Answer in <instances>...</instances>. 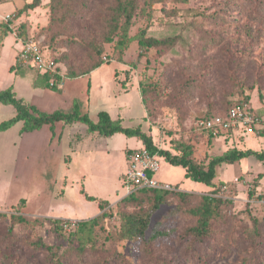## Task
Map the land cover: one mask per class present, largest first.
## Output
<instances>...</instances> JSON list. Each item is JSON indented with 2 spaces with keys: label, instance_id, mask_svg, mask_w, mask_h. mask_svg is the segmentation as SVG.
<instances>
[{
  "label": "rangeland",
  "instance_id": "1",
  "mask_svg": "<svg viewBox=\"0 0 264 264\" xmlns=\"http://www.w3.org/2000/svg\"><path fill=\"white\" fill-rule=\"evenodd\" d=\"M31 1L0 0V89L11 87L17 98L45 113L76 109L95 122L104 110L124 127H139L159 149L182 154L190 145L191 157L204 167L232 146L264 152L258 124L254 132H238L236 142H208L191 132L197 117L237 102L264 115V0H137L124 36L115 0H40L22 11ZM142 32L173 43L142 50ZM29 37L48 44L64 64L62 88H33L29 76L9 71ZM16 59L13 67H27ZM96 60L102 65L89 76L67 77L70 67L79 72ZM74 79L76 87L69 84ZM14 114L11 104L0 105V122ZM86 127L57 121L20 131L15 146L19 124L0 133V264H264V175L257 178L264 165L254 155L218 165L211 186L185 177L181 166L158 155L155 179L175 185L174 192L218 200L212 203L210 233L200 244L184 238L196 222L194 206L186 209L177 195L152 214L147 241L120 238L116 214L104 222L107 230L52 231L46 214L89 219L99 211L98 199L113 207L130 194L123 184L125 149L140 147L137 137L96 136ZM150 203V195H138L126 210L138 212ZM11 215L26 221L14 225L13 244L2 243ZM160 230L165 235L148 240ZM38 241L44 246H35Z\"/></svg>",
  "mask_w": 264,
  "mask_h": 264
},
{
  "label": "trees",
  "instance_id": "2",
  "mask_svg": "<svg viewBox=\"0 0 264 264\" xmlns=\"http://www.w3.org/2000/svg\"><path fill=\"white\" fill-rule=\"evenodd\" d=\"M118 14L123 18L122 23V35L127 31L128 26L131 23L132 17L137 7V0H115ZM159 1V0H155ZM40 4V0H32L29 3H26L23 10L26 9H34ZM13 14V13H12ZM9 22V21H8ZM9 25V23H8ZM10 27V26H9ZM110 38L108 39V41ZM41 44L46 47L51 55V57L58 63L61 67L62 61L56 55V53L46 44L44 41H41ZM173 41L168 38H157L152 36H145L143 32L140 34L138 38V45L140 49L145 50L150 47L159 48V47H169L171 46ZM64 65V64H63ZM102 65L101 61H94L90 66L86 67L85 70H81L79 72H75L70 67V71L68 72L67 77H81L86 73L89 74L94 69L100 67ZM15 65L10 66V71L15 70L17 73H24L29 76L33 82L34 86H43L44 88H52L56 89V87H51L49 85V81L51 76L46 73H41L34 67H13ZM15 68V69H14ZM26 68L31 69L33 72L25 70ZM62 69V67H61ZM65 74V73H64ZM56 78V77H55ZM124 85V83H123ZM141 100L146 110V116L148 115L147 106L145 104L144 98L142 96V92H140ZM0 104H11L15 109L14 116L10 117L7 120L0 122V131L6 130L15 124L18 121L22 122L21 132H28L35 129L40 128L41 126L48 124L53 126V124L57 121H61L64 124L73 123L76 121L82 122L87 126V131L97 133L98 135L110 136L116 132L124 133L127 136H136L145 148L149 149L153 153H157L161 155L168 163L173 165L181 166L184 169V176L199 183H203L205 185L211 186L213 179L216 177V167L222 163H233L242 158H245L249 155H254L257 157L262 164L264 165V152H255L252 150H239L235 146L229 148L228 151L223 154L216 156L209 160L206 167L197 163L193 157H191L192 148L188 145V152H184L182 154H172L170 151L159 149L156 147L152 139L149 135L145 134L141 131L139 127L137 128H129L124 127L120 124L119 119L112 120L108 114V112L101 110L97 113V121H92L89 119L87 114H79L76 109L73 112H64L59 110H54L51 113H45L38 110L34 105L25 103L21 98H17L12 91L11 87L0 89ZM239 105H247L252 108V111L256 115L264 116L260 111L246 104L245 102H237L230 107H228L225 111L220 113H215L217 115H226L230 109ZM192 135L197 139H207V141H211V136L205 137L203 132L195 131L191 128ZM264 132V131H263ZM227 136L231 137L232 133L229 130ZM130 150V149H129ZM127 150L126 152H128ZM264 175L263 173H259L257 178H261ZM177 186V185H176ZM148 194L151 197V203L149 206L141 211H128L126 208L132 205L134 202L138 200V195ZM177 195L178 199L182 201V205L188 209L190 206H194L191 209L192 214L195 216V224L189 225L187 227L184 238H190V243L198 241L200 244L203 238L210 233V217L212 214L211 209L212 203L216 200V196L206 195V196H194L193 193L187 191L174 192V190H164V189H154V188H142L136 189L130 192L129 195L120 199L115 206H111L110 202L107 200L98 199V208L99 213L92 218L89 219H80L75 223L74 231H83L85 229L90 231H98L102 228L107 230L104 222L111 215H115L119 221V230L118 234L120 238L123 239H140L147 241L146 238V230L148 228L150 218L152 214L158 209V207L165 203L166 200L172 196ZM86 197L90 200H96L95 197L86 195ZM193 200V201H192ZM190 201L194 202L190 205ZM218 201V200H216ZM0 215H3L0 213ZM10 224L6 230V234L3 237L2 243L11 240L12 244L15 242V238L12 234L14 225L17 223L25 222L26 218L19 215H11ZM52 231H60L66 228L64 219L59 218H48ZM169 234V232L167 233ZM165 235L164 231H158L151 235L148 240H155L157 237ZM44 246V243L41 241L35 242L34 245ZM193 245V244H192ZM1 256V253H0Z\"/></svg>",
  "mask_w": 264,
  "mask_h": 264
},
{
  "label": "built area",
  "instance_id": "3",
  "mask_svg": "<svg viewBox=\"0 0 264 264\" xmlns=\"http://www.w3.org/2000/svg\"><path fill=\"white\" fill-rule=\"evenodd\" d=\"M12 16V13L6 14L4 20L8 22L12 19ZM22 44V48L17 53V63L20 66L34 67L41 73L48 74L51 76L49 85L62 88L65 80L64 73L40 40L29 37L27 40L22 41ZM255 124L260 125V129H264V116L256 115L252 108L247 105H239L230 109L226 115L212 114L197 117L193 121L192 129L203 132L205 137L210 135L211 140L215 137H222L223 142L227 143L229 140L236 142L234 141L235 138L241 136L237 134L240 131L254 132ZM229 130L232 133L231 137L227 136ZM158 155L144 146L133 148L126 152L127 165L123 175L126 193L142 188L175 190V185L172 183L159 181L153 177V174L160 167ZM76 222L77 220L75 219H66L64 221L65 226L69 229H73Z\"/></svg>",
  "mask_w": 264,
  "mask_h": 264
},
{
  "label": "crops",
  "instance_id": "4",
  "mask_svg": "<svg viewBox=\"0 0 264 264\" xmlns=\"http://www.w3.org/2000/svg\"><path fill=\"white\" fill-rule=\"evenodd\" d=\"M15 55H17L16 53H15ZM15 59H16V57H14V60H13V62L9 65V71H10V66H12V65H15ZM99 69V67L98 68H96V69H94L92 72H90L89 74H91V73H94L95 71H97ZM12 73L14 74V77H16V76H19V74L17 73V72H15V70H13L12 71ZM89 74H87V75H84V76H81V77H87V76H89ZM24 76V75H23ZM78 79V78H77ZM77 79H74V80H71L70 81V83L69 84H71V83H74V87H76L77 86V83H76V81H77ZM28 80H30L29 82H30V85L33 87V88H36V87H38V86H34L33 85V82H32V80H31V78L30 77H28ZM67 85V87L66 88H68L69 89V87H71L70 85ZM66 90V89H65ZM139 91V90H138ZM140 94V93H139ZM140 99H141V96H140ZM141 102H142V100H141ZM143 104V103H142ZM1 105V104H0ZM143 107H144V105H143ZM144 112H145V116H146V110H145V108H144ZM14 116V115H13ZM144 116V117H145ZM62 124H63V122H61ZM17 124H19V128H18V137L16 138V140L14 139V136H12V145L13 146H15L16 144H18V142H19V140L21 139V136H22V133H20V129H21V126H22V122L21 121H18V122H16L15 124H13L11 127H9L8 129H6V130H4V131H1L0 133H2V134H8V132L11 130V128H13V127H15V125H17ZM45 125H48V124H45ZM64 125H62V127H63ZM86 129H87V127H86ZM25 134V133H24ZM96 134V136L98 135L97 133H95ZM9 136H7V137H4L3 136V138H8ZM60 139H61V137L60 138H58V141H60ZM138 139V138H137ZM138 141L140 142V147L142 146V143H141V141L138 139ZM137 141V142H138ZM139 146V145H138ZM138 146H136V147H138ZM129 149H132V148H129V147H127L126 149H125V154H126V151L127 150H129ZM63 156H64V154H63ZM60 157H61V154H59V158H58V161H60ZM62 160V159H61ZM170 183V182H169ZM52 211V210H51ZM98 213H99V211H98ZM97 213V214H98ZM96 214V215H97ZM43 217H48V218H59V219H77V220H80L79 218H76V217H73V216H70V217H68V216H66V214L65 213H52V214H46V216H43Z\"/></svg>",
  "mask_w": 264,
  "mask_h": 264
}]
</instances>
